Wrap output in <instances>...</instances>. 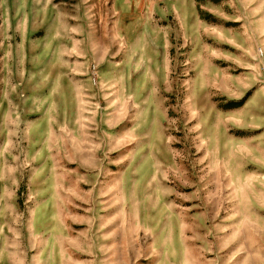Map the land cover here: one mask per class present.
Returning <instances> with one entry per match:
<instances>
[{"label":"rangeland","instance_id":"rangeland-1","mask_svg":"<svg viewBox=\"0 0 264 264\" xmlns=\"http://www.w3.org/2000/svg\"><path fill=\"white\" fill-rule=\"evenodd\" d=\"M0 264H264V0H0Z\"/></svg>","mask_w":264,"mask_h":264}]
</instances>
